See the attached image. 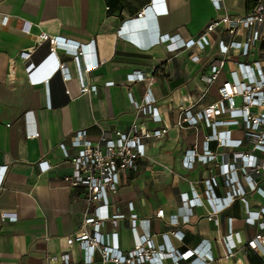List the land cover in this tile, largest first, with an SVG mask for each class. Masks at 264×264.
<instances>
[{
    "label": "crops",
    "instance_id": "obj_1",
    "mask_svg": "<svg viewBox=\"0 0 264 264\" xmlns=\"http://www.w3.org/2000/svg\"><path fill=\"white\" fill-rule=\"evenodd\" d=\"M260 1L264 0H222L223 8L217 10L210 0H161L166 12L157 13L153 0H0V168H4L0 264H64L63 254H68V264H103L98 250L86 263V251L78 243H66L67 237L81 231L86 208L81 196L86 191L63 181L72 166L59 145L63 143L72 154L70 139L76 131L84 129L95 142L103 132L127 131L134 121L148 129L167 127V132L144 141L146 157L136 160L135 167L121 177L118 193L110 198V211L126 215L117 228L120 251L132 248L131 211L127 207L131 203L139 219H149V234L156 246L197 249L200 257L209 252L212 259L207 264H264V244L259 251L245 244L258 227L245 221L239 199L216 214L218 223L207 219L212 208L205 202L194 207L188 219L181 218L176 224L170 221L179 209L185 210V194L190 197L197 192L203 199L204 181L211 176L219 179L214 194L223 195L226 188L218 172L221 154L245 149H224L211 142L210 148L217 154L214 160H196L191 168H184L181 160L185 152L194 144L201 152L209 129L202 123L196 128L175 125L183 109L196 112L216 100L217 89L245 58L232 51V61L207 87L201 76L218 56L217 41L228 39L226 33H211V42L204 49L194 45L168 51L165 44L152 42L159 35L195 39L214 18L223 13L244 15ZM3 17H7L5 24ZM139 20L141 25L133 24ZM42 32L81 44L93 41L98 67L88 81L97 86L96 93H80L71 58L60 50L55 55L67 62L70 77L64 80L55 71L47 82H30L29 73L49 53L47 43H37ZM145 45L149 46L142 48ZM31 48L34 50L29 52ZM131 72L145 73L146 79L127 81ZM107 81L114 84L105 87ZM128 92L138 102L149 93L161 122L154 123L137 112ZM29 131H35L36 136L29 138ZM240 136V130H233V137ZM40 161L46 168L38 165ZM224 161L232 162L231 155ZM240 183L250 209L258 210L263 199L249 190L246 181ZM159 209H163L162 218L155 216ZM112 230L109 222L102 228L104 233ZM136 231L146 233V227ZM230 231L237 241L231 254L222 243ZM50 256L56 259L50 261ZM179 264L191 263L180 260Z\"/></svg>",
    "mask_w": 264,
    "mask_h": 264
},
{
    "label": "built area",
    "instance_id": "obj_2",
    "mask_svg": "<svg viewBox=\"0 0 264 264\" xmlns=\"http://www.w3.org/2000/svg\"><path fill=\"white\" fill-rule=\"evenodd\" d=\"M210 1L215 9L223 8L222 0ZM153 8L157 13L166 12L161 0H153ZM142 12L138 16H141ZM6 21L7 17L1 20L3 24ZM216 32L226 33L228 39L220 38L217 41L218 56L209 62L207 70L201 76L207 87L217 79L226 63L232 61V51H237L245 60L238 61L237 68L229 72L230 78L224 80L217 89L216 100L196 112L186 108L182 110L175 123L177 127L196 128L202 123L209 129V133L203 137L201 152H198V146L194 144L192 149L185 152L181 165L189 169L196 160L204 163L214 160L217 154L210 148L211 142L224 149H245L221 154L223 161L218 167V172L226 188L223 195L214 194L219 179L211 176L204 181L203 199L197 192L192 193L190 197L185 194L183 198L187 213L181 208L170 221L176 224L181 218L188 219L192 209L202 206L205 202L212 208L207 219L218 223L216 214L239 199L244 206L245 221L258 227V231L245 241V244L250 249L259 251L260 245L264 244V202L258 210H251L240 181H246L249 190L257 193L264 201V1L258 2L244 15L223 13L210 21L195 39L185 41L178 35H159L152 42L165 44L168 51L188 49L194 45L204 49L211 42V33ZM36 39L37 43L48 44L49 53L41 65L29 73L31 83L47 82L55 71L61 73L64 80L70 77L67 62L59 60L55 55L56 50H60L71 58L80 93H96L97 86L88 81L89 74L98 67L93 41L81 44L43 32L37 35ZM32 50L34 49H29V52ZM192 59L197 61L198 57L192 56ZM43 71L47 72L43 74ZM145 79L146 74L141 72L126 75V80L131 82ZM113 84V81H107L104 86ZM146 95L142 102L135 101L130 92L127 93V98L137 112L148 115L154 123L161 122L158 109L153 106V97L149 93ZM235 129L241 131L239 138L233 137ZM166 132L167 127L148 129L144 123L134 121L127 131L116 129L103 132L95 142L88 139L84 129L76 131L70 139V146L74 149L72 154L63 143L59 145L72 166L71 174L65 176L63 181L72 188L81 187L86 191L81 196L86 203L81 218V231L78 235L66 239L68 245L78 243L86 251V263L92 261L95 250L99 251L103 264H163L166 260H169L170 264H179L180 260H189L191 264H207L208 260L212 259L209 252L204 253L203 257L198 256L197 249L179 251L169 245L156 246L149 234V219H139L132 212L131 203H128L127 207L131 211L129 220L132 248L122 253L118 247L117 228L119 221L126 215L119 211H110V198L118 193L121 177L135 167L136 160L146 157L144 141L159 138ZM27 136L35 137L36 132L29 131ZM230 155L232 162L224 161L225 157ZM38 165L46 168L43 161ZM0 171L1 185L4 168H0ZM163 215V209H159L155 214L160 218ZM106 222L113 228L109 233L102 232ZM140 226L146 227V233L139 234L136 231ZM179 232L174 234L179 235ZM232 236L230 231L222 238L223 246L229 254L236 248L237 243ZM55 259V256L49 257L50 261ZM61 261L68 264V254H63Z\"/></svg>",
    "mask_w": 264,
    "mask_h": 264
},
{
    "label": "water",
    "instance_id": "obj_3",
    "mask_svg": "<svg viewBox=\"0 0 264 264\" xmlns=\"http://www.w3.org/2000/svg\"><path fill=\"white\" fill-rule=\"evenodd\" d=\"M142 22H143V21L139 20V21H135V22H133V24H134V25H138V24L141 25Z\"/></svg>",
    "mask_w": 264,
    "mask_h": 264
}]
</instances>
